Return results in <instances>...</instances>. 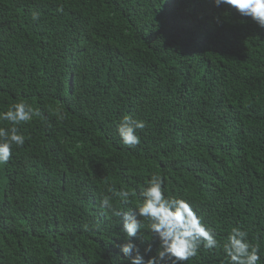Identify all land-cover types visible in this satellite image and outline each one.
Masks as SVG:
<instances>
[{
    "label": "trees",
    "instance_id": "1",
    "mask_svg": "<svg viewBox=\"0 0 264 264\" xmlns=\"http://www.w3.org/2000/svg\"><path fill=\"white\" fill-rule=\"evenodd\" d=\"M21 101L39 114L0 165V264H120L100 200L151 175L221 245L247 231L264 264V28L249 17L211 0H0V111ZM126 114L146 124L131 148ZM185 264L228 261L201 246Z\"/></svg>",
    "mask_w": 264,
    "mask_h": 264
},
{
    "label": "clouds",
    "instance_id": "2",
    "mask_svg": "<svg viewBox=\"0 0 264 264\" xmlns=\"http://www.w3.org/2000/svg\"><path fill=\"white\" fill-rule=\"evenodd\" d=\"M211 3L217 8L229 6L240 16L249 17L258 27L264 28V0H211ZM38 15L33 13V20ZM38 114L23 101L0 111V121L11 125L0 127V165L10 161L14 146L25 144V136L19 131V126ZM145 126V121L126 114L119 121L117 135L125 146L131 148L140 143L137 130ZM108 191L110 194L103 195L100 200V208L120 217L124 242L116 244L113 241L122 253L117 255L120 264H185L197 255L201 246L208 250L222 247L228 264H258L260 261V248L248 240L247 231L233 226L221 245L215 230L204 223L186 198L167 194L160 175H151L142 186L131 192L115 187ZM133 196L137 203L130 211H120L115 207L114 198L127 203ZM145 234L149 236L148 240L144 239ZM151 242L157 244L154 254ZM141 244H146L143 251Z\"/></svg>",
    "mask_w": 264,
    "mask_h": 264
}]
</instances>
